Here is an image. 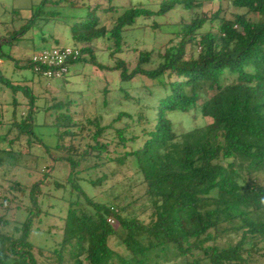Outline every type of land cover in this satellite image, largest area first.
Listing matches in <instances>:
<instances>
[{"label": "trees", "instance_id": "1", "mask_svg": "<svg viewBox=\"0 0 264 264\" xmlns=\"http://www.w3.org/2000/svg\"><path fill=\"white\" fill-rule=\"evenodd\" d=\"M93 1L42 0L12 37L8 32L0 35V60L43 75L47 68L39 66L37 71L33 57L24 66L15 56L6 58L4 43H13L40 23L41 29L61 25L62 9H84L85 15H69L71 20L64 22L63 33L81 51L70 66L82 62L119 72L124 84L138 77L154 82L162 92L153 107L156 116L149 118L145 110L150 106L122 86L124 100L139 108L135 113L119 112L107 125L100 115L78 120L73 101H59L46 109L57 128L58 143L51 148L34 131L37 97L32 89L0 74L1 83L13 93L7 104L12 109L0 107V126L8 127L0 132V264H255V256L264 257V186L254 178L264 172V0H228L229 6L245 11L231 18L222 6L210 17L204 12L205 4L215 0H129L127 6H117L115 0H107V5ZM179 9L189 19L181 17L179 30L167 34L171 38L163 49L139 51L135 65L122 56L131 46L129 34L144 29L140 21L152 20L153 30L160 31L158 19L166 20ZM216 23V30H203ZM99 41L111 43L108 56L113 66L99 62L93 48ZM54 43L41 51L68 46L60 40ZM155 52L158 64L151 67ZM177 111H193L194 117L201 114L211 122L179 133L169 118ZM22 136L27 138V152L19 147ZM3 142L7 148H1ZM36 145L52 162L66 164V179L56 177L53 166L38 170L27 165ZM89 159L94 168L135 162L147 186V207L142 209L148 213L146 219L86 192L83 182L96 187L107 179L82 177L91 168L82 169ZM63 198L68 207L60 247L36 246L34 230L49 215L45 203L58 204ZM19 215L24 217L21 227L8 232ZM234 233H239L236 243L223 246L221 238ZM113 237L127 254L111 247Z\"/></svg>", "mask_w": 264, "mask_h": 264}, {"label": "rangeland", "instance_id": "2", "mask_svg": "<svg viewBox=\"0 0 264 264\" xmlns=\"http://www.w3.org/2000/svg\"><path fill=\"white\" fill-rule=\"evenodd\" d=\"M129 0H115L117 6H127ZM134 4L140 2V0H132ZM42 0H0V35L5 34L7 37H12L14 31L20 30L23 25L31 20L36 12V9L41 4ZM93 3H102L107 5V0H94ZM222 6L227 17L231 18L234 13H244V10H238L229 6V1L215 0L213 2H207L204 7V12L209 17L215 13L219 7ZM62 17L59 20L60 24H49L43 27L40 23V27L37 26L25 33L23 37H19L13 43H4L2 50L6 58L10 55L15 56L19 60L20 66H24L29 63L35 53L43 49H47L55 45V40H60L63 45L72 46L73 42L67 38V34L63 32L66 30L64 22L70 21L66 16L69 15H85L86 10H69L62 9ZM181 17L189 19V14L179 9L178 11L170 14L166 20L158 19L159 23L163 25L162 30H153L152 20H142L139 22L140 26H145L144 29L129 34L128 43L129 48L126 54L122 56L133 65H135L139 51H156L162 48L163 45L169 40L170 32L179 30L178 23ZM106 23L110 25V17H106ZM168 23L170 25H164ZM216 24H208L204 27V31L216 30ZM8 32V33H7ZM7 33V34H6ZM173 37V36H172ZM46 43V44H44ZM111 43L107 41L95 42L93 48L95 54L103 66H113V61L109 59L108 47ZM136 51H132L134 48ZM163 49V48H162ZM157 52H155V62L151 67H155L158 64L156 58ZM85 58L89 60V56ZM0 74L13 84L28 86L32 89L34 95L37 97V112L35 115V133L51 148H55L58 143L57 128L55 126V118L53 113H47V106H53L54 103L59 101H66L71 99L73 101L72 111L76 113V119H83L84 116L100 115L103 117V124H109L121 111H127L135 113L139 105L133 104L128 100H124V93L119 88L122 86L132 97H140L142 104L150 106L151 109L145 110L149 118H155L156 111L153 109L159 97L162 96V92L153 87L154 82L144 78H135L132 83L124 84L120 80L119 72H109L108 70L98 69L89 63H76L71 69L67 77V81L47 79L44 76L34 73L30 67L17 68L14 63L5 59V66L1 68ZM32 84V85H31ZM108 89V94L104 93V90ZM151 89L154 96H151L148 91ZM19 100L28 102L23 94H19ZM107 98V100H106ZM53 99L55 101L53 102ZM13 100V93L9 87L1 83L0 81V107H4L5 110L10 111L11 105H7ZM169 118L174 122L176 131L179 133L188 132L195 128L204 127L211 122L209 118L203 117L201 114H197L194 117L193 111L189 114L182 112H171ZM8 119V115L5 118ZM4 119V120H5ZM78 119V120H79ZM1 134H4L8 127L0 126ZM15 137L11 135L9 139ZM69 140L66 141V144ZM8 143H1V148H7ZM20 149L23 152H27L28 142L25 136L20 138ZM18 147V148H19ZM84 147V146H83ZM39 145L31 148L32 156L29 158L28 164L33 169L45 170L46 167L53 166V174L64 180L68 174V168L66 164L52 162L51 157L44 153ZM47 156H46V155ZM26 155V154H25ZM57 156V154L55 153ZM46 156V159H45ZM59 156V155H58ZM27 158H23L26 160ZM50 160V161H49ZM95 162L93 160L84 161L82 163V169L91 167L88 170H84L82 173L83 178H89L93 181H97L101 176L106 175V181L96 187L83 182L84 189L90 196H94L99 201L114 202L115 205L121 208H125V211L130 214L141 215L142 219H146L148 213L143 212L145 207L144 194L146 192V184L141 173L138 171L136 164L133 160L127 162L123 166L113 164H106L102 167L94 168ZM21 172H23L21 170ZM20 173V172H17ZM26 179L28 176H26ZM259 185L264 186V172L257 174L254 177ZM61 193L57 194L60 200ZM66 197H68L65 194ZM57 200V201H58ZM52 204H56V207H52ZM68 207L67 199L63 198L58 201V204L54 200L47 201L45 203V209L49 213L43 219L40 225V229H35L32 237V242L36 246H42L46 249L59 248L63 239V227L64 218L66 217ZM24 217L19 215L18 221L13 222L7 231L13 233L16 227H21ZM115 228H119L118 223H113ZM239 239V233H234L229 236L221 238V244L223 246L232 245ZM111 247L122 253L127 254V251L123 244L117 237H113L110 240ZM255 264H264V257L262 254H258L254 258Z\"/></svg>", "mask_w": 264, "mask_h": 264}, {"label": "built area", "instance_id": "3", "mask_svg": "<svg viewBox=\"0 0 264 264\" xmlns=\"http://www.w3.org/2000/svg\"><path fill=\"white\" fill-rule=\"evenodd\" d=\"M81 57V51L72 46L62 48H51L41 51L33 56V63L38 66L47 68L43 75L47 79L62 80L66 78L71 69V62ZM38 73V72H37ZM114 223L113 220H110Z\"/></svg>", "mask_w": 264, "mask_h": 264}, {"label": "crops", "instance_id": "4", "mask_svg": "<svg viewBox=\"0 0 264 264\" xmlns=\"http://www.w3.org/2000/svg\"><path fill=\"white\" fill-rule=\"evenodd\" d=\"M5 66V61L0 60V68H3ZM68 77V76H67ZM32 85V84H31Z\"/></svg>", "mask_w": 264, "mask_h": 264}]
</instances>
